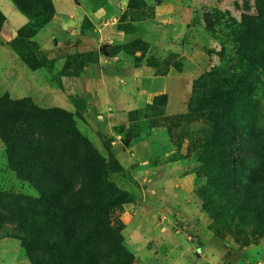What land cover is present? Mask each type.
I'll return each mask as SVG.
<instances>
[{"label":"rangeland","instance_id":"rangeland-1","mask_svg":"<svg viewBox=\"0 0 264 264\" xmlns=\"http://www.w3.org/2000/svg\"><path fill=\"white\" fill-rule=\"evenodd\" d=\"M52 2L57 20L51 24L54 16L32 38L41 65L32 70L13 47L28 19L10 0H0L6 17L0 29V97H29L40 108L74 114L80 134L106 163L112 157L102 199L105 194L126 196L110 202L102 218L93 212L76 219L78 260L264 264V200L258 181L243 165L252 167L254 156L238 154L236 169L222 163L230 122L240 130L248 124L264 126V22L258 14L264 12V0ZM245 23L259 31L252 32ZM151 61L166 62L167 75H159ZM174 61L180 70L170 66ZM212 72L219 74L212 78L217 84L223 76L244 82L243 102L223 113L209 111L204 117L198 111L188 120H177L189 111L194 82ZM215 94L194 100V109ZM161 95L168 97L166 108L153 105ZM263 159L255 157V162ZM68 162L73 168L84 159ZM236 188L245 196L243 207H234ZM0 197L16 203L10 211L0 208V218L12 211H38L32 201L18 199L34 201L39 193L12 170L1 140ZM101 219L112 230L107 239ZM0 264L31 263L19 241L3 239Z\"/></svg>","mask_w":264,"mask_h":264},{"label":"trees","instance_id":"trees-1","mask_svg":"<svg viewBox=\"0 0 264 264\" xmlns=\"http://www.w3.org/2000/svg\"><path fill=\"white\" fill-rule=\"evenodd\" d=\"M10 1L28 19V24L20 30L13 47L25 64L32 70H37L41 65L36 63L35 54L40 49L31 48L36 47L32 38L54 18L53 2ZM258 14L261 16L259 22H264V12ZM5 22L6 17L0 10V29ZM245 25L252 32L259 31V27L254 24ZM142 46L148 48L147 44ZM247 49L252 51L250 43ZM31 50L34 54L28 53ZM150 64L159 75H167L169 65L166 62L151 61ZM170 66L181 69L178 61ZM217 75L219 74L214 72L207 73L194 82L195 96L191 100L189 111L176 117L177 120H188L198 111L202 116H206L209 111L214 114L223 113L228 107L232 110L235 102H243L245 83L236 81L232 76H223L220 84H217L218 82L212 80ZM228 87L234 90L228 92ZM214 92L217 95L208 101H213L212 109L208 107V103L200 107V110L194 109V100L207 98ZM160 98L162 102H159ZM167 103L166 95L157 96L153 101L154 106L161 108H166ZM206 108L209 109L206 111ZM225 133L223 143L226 157L222 161L223 165L236 169L238 154L254 156L250 159L252 167L245 162L244 170L255 183L258 181V191L264 200V162H255V157L262 155L264 158V126L248 124L240 130L236 124L230 122ZM0 140L6 147L12 170L20 180L28 182L39 193V198L34 201L18 198L25 204L32 201L38 211L19 215L12 211L9 216L0 218V241H19L31 264H85L78 260L81 241L78 242L76 237V219L93 212L102 218L108 214L110 202L126 196L121 193L117 198H112L105 194L102 199V188L111 172L112 157L106 163L91 143L80 134L74 114L60 108H40L29 97L17 100L11 99L9 95L0 97ZM80 157L84 162L77 163L73 168L69 166L68 158ZM233 195L238 200L235 208L246 204L243 200L245 196L239 189L236 188ZM0 208L7 211L16 208L15 200L0 197ZM101 225L105 227L104 236L107 239L112 230L105 220L101 219ZM68 253L73 256L69 257Z\"/></svg>","mask_w":264,"mask_h":264},{"label":"crops","instance_id":"crops-1","mask_svg":"<svg viewBox=\"0 0 264 264\" xmlns=\"http://www.w3.org/2000/svg\"><path fill=\"white\" fill-rule=\"evenodd\" d=\"M64 10V9H63ZM73 17V16H72ZM74 18V17H73ZM72 18H70V20H71ZM55 20H57V15L55 16V19L53 20V22L51 23V24H53L54 23V21ZM89 20V19H88ZM93 27H94V25H93ZM47 30H50L51 28H52V25H49V26H47ZM98 31H99V29H98ZM104 92V91H103ZM103 94V93H102ZM106 94V93H105ZM61 109V108H60ZM64 110V109H63Z\"/></svg>","mask_w":264,"mask_h":264}]
</instances>
